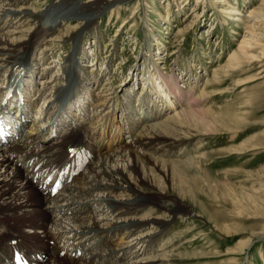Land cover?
<instances>
[{
    "label": "rangeland",
    "instance_id": "1",
    "mask_svg": "<svg viewBox=\"0 0 264 264\" xmlns=\"http://www.w3.org/2000/svg\"><path fill=\"white\" fill-rule=\"evenodd\" d=\"M54 1L58 0H25L12 7L37 11ZM260 2L124 0L108 5L94 17L89 28L80 31L76 46L71 41H53L35 50L32 63L41 71L43 80L51 78V86L61 82L53 78L62 72L67 55L74 49L80 50L76 63L82 67L81 87L87 93L106 98V107L100 113L107 112L104 116L106 134L117 132L119 127L126 131L120 132V141L126 134L130 135L124 141H134L146 124L157 123L178 111L209 109V115L199 114L202 123L185 127L193 136L176 141L162 154L151 153L162 160H196L197 163L192 164L194 169L185 172L187 183L181 184L175 175L174 184L179 191L172 188L169 180L165 183L161 173L156 175L160 185L166 188L162 195L171 200L172 193H179L192 218L168 215L160 209L155 215L170 220L166 235L142 255L134 258L131 255V260L144 261L150 252L173 238L177 242L173 259L168 264H264V23L255 24L258 19L248 22L246 17ZM228 7L232 14L224 13ZM79 21L77 18L65 20L53 35L73 27L81 30ZM212 23L215 28L207 30ZM28 25L24 27L25 33L38 26L37 22ZM243 39L251 43L249 54L254 57L240 60V65L230 71L227 61L237 52ZM255 39L259 44L252 43ZM42 51L44 58H41ZM219 68L225 72L217 74L215 79V70ZM145 70L154 74L146 94H141L145 83L142 88L140 84L134 88L133 81L140 79ZM159 74L170 81V86L172 79H176L175 93L178 84L187 93L178 108L175 105L179 98H176L178 101L170 108L173 112L164 111L155 98L163 94L157 89L161 84ZM25 77L31 80L29 75ZM223 113L237 115L238 122L229 121L230 126H223L218 118L209 119L210 123L206 121L208 117ZM150 114L160 117L157 121L147 120ZM169 167L178 170L183 165ZM142 192L153 195L148 189ZM224 225L233 227L228 230L229 234ZM183 232L182 238L175 237ZM141 244H134L135 250L139 246V253L145 249Z\"/></svg>",
    "mask_w": 264,
    "mask_h": 264
},
{
    "label": "bare ground",
    "instance_id": "2",
    "mask_svg": "<svg viewBox=\"0 0 264 264\" xmlns=\"http://www.w3.org/2000/svg\"><path fill=\"white\" fill-rule=\"evenodd\" d=\"M22 1L25 0H0V72L9 67L5 69V71H9L8 76H5L4 73L0 74V94L5 93L6 89L3 83L6 78L10 79L11 76L16 78L17 74L22 73V69H24V74H21L23 76L27 72L32 73V70H29L27 66L29 64L32 66L34 53L38 46L47 45L53 41H71L76 46L79 43L80 31L89 28L94 17L101 14L108 5L124 2V0L114 2L58 0L46 6L45 9L37 11L24 7H12ZM224 10L225 14L233 13L229 7ZM246 17L248 22L258 19L254 21L255 24L264 23V0H261L259 6L252 8ZM70 18L80 19L81 30L73 27L53 35L54 30ZM30 22H37L38 26L33 31L29 28V31L25 33L24 27L30 25ZM213 28H215L214 23L210 24L207 30L212 31ZM208 32L206 33L208 34ZM261 37L263 36L261 35ZM257 39L252 43H256ZM250 44L249 40L241 41L237 52H233L229 57L230 60L227 61L228 70L236 69L234 66L240 65V60L254 57L253 54H249ZM79 51L74 49L67 55L59 76L51 75L54 76L53 80L56 78L61 80L59 84L49 85L52 82L50 76V79L44 81V86L31 81L21 88H13L14 91L23 90L30 98H34L28 99V96H25L26 103L23 110L28 112L31 108L35 109L36 107L37 116L33 118L32 122L21 124L19 128V133H21L17 141L0 145V244L14 238L13 235L31 244L35 243V247L41 253L52 254L50 258L48 255V261L44 264H50V262H54V264H64V262L69 264H168L173 259V250L177 242L173 238L159 245L154 252H150L144 257V261L131 259L145 253L149 247L152 248L156 241L166 235L170 220L155 215L160 209H163L168 215L192 218L189 210L184 207L183 198L179 193H172L171 200H167L162 195L166 188L160 185L156 175L161 173L165 183H167L166 179L169 180L172 188L175 187L179 191V187L174 184L175 175L180 178L181 184L187 183L185 177L188 174L185 172L191 170L192 167L194 169L192 164L197 162L191 158L183 162L162 160L152 156L151 153L162 154L166 148L170 150L176 141L189 139L193 136L185 127H189L188 125H192V123H202L203 118L199 114L209 115V109L205 111L184 110L181 113L178 111L176 115H169L157 123L146 124L135 139L133 138L134 141L122 142L120 136L112 138L111 141H115L116 148L103 150L106 146L102 144L101 140L106 132H102L105 128L102 117L106 113L101 114L102 117L99 118L96 112L104 110L107 102L106 98H101V95L92 94V109L86 114L92 120L91 130L88 132L87 128H80V131L84 133V138L74 140L63 135L62 128L58 126V128L56 127L58 140H55L57 138L53 139L50 136L51 131H46L47 121H53L52 116L62 114L59 111L56 113V107L60 104V100L65 101L64 107H66L72 101L79 100V96L82 95L81 87L79 90L81 75L77 70L76 63L80 55ZM42 53L45 52L42 51ZM43 55L41 58H44ZM19 67L22 69H17ZM80 68L82 67L79 66ZM221 72H225V70L216 69L214 78ZM153 74L151 70H147L143 72L140 79L132 80L134 88H138L139 84L143 86L144 83L143 87L148 88L149 83L153 80ZM159 76L161 84L157 89L163 94L157 95L155 98L158 97L157 99L162 101V96H165L163 102H167V107L170 109L171 105L178 101L176 99L178 94L174 92L177 81L172 79L173 83L170 86V81L168 82L166 77L160 74ZM18 81L14 80V84L20 85ZM10 83L13 84L11 80ZM143 91L141 94L144 93ZM50 94L55 96L49 98ZM35 99H40L41 104L38 105V101L35 102ZM114 101H117V97ZM181 101L179 99L177 103L180 104ZM11 103V99H8L6 106H10ZM52 104L55 109L51 111ZM62 112L67 111L62 110ZM77 116L82 117V114L78 112ZM209 119H217L223 126L229 125V121L238 122V116L231 113L208 117L206 121L210 123ZM76 120L79 125L85 123L84 120ZM69 127L71 124H68L67 129ZM70 140L73 143H78L73 144ZM83 144H87L96 154L87 169L54 196H50L48 193L42 194L43 189L39 188L38 183L33 182L30 176L35 172L32 167L34 168L37 164H40L41 167L52 164L65 154L69 147ZM169 165H183V167L178 170L173 168L170 170ZM142 189L153 191V195H145L146 193L142 192ZM195 192L198 191L195 189ZM189 197L194 200L193 196ZM251 201L253 202V200ZM147 227H150L151 230L146 231ZM231 228L233 227L224 225L227 234ZM183 234L185 232L177 233L175 237L182 238ZM65 238H73L77 243L83 244L84 255L75 259L70 256L69 251V254L57 257L55 253L62 249L59 244ZM51 239L55 240L57 244L49 245ZM138 242L145 247L140 254H137L135 249V251L133 250L134 244ZM6 243L10 244L8 241ZM72 246L74 248L75 245H69V247ZM131 255H133L132 258H130Z\"/></svg>",
    "mask_w": 264,
    "mask_h": 264
}]
</instances>
